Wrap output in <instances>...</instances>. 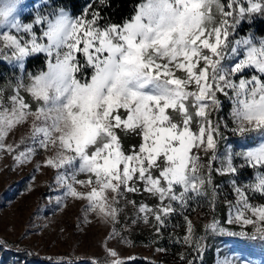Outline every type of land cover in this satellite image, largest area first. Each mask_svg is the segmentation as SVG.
Instances as JSON below:
<instances>
[{
  "label": "snow or ice",
  "instance_id": "6c2138e0",
  "mask_svg": "<svg viewBox=\"0 0 264 264\" xmlns=\"http://www.w3.org/2000/svg\"><path fill=\"white\" fill-rule=\"evenodd\" d=\"M107 4L92 0L79 16L37 11L27 23L16 15L21 0L0 5V62L23 73L28 57L44 54L47 65L0 86V159H11V171L34 165L28 191L51 171L56 208L81 204L78 228L93 218L111 226L103 264H134L108 246H130L117 229L129 206L124 231L142 223L163 239L181 227L173 216L183 219L184 235L173 242L195 256L181 253L182 264L203 261L209 235L264 241V202H252L264 201V142L242 152L227 143L229 134L264 137V37L237 38L245 22L264 17V0H147L122 23L103 17ZM222 98L231 100L230 120L221 118ZM246 169L254 176L240 183ZM216 176L228 178L235 197L222 220ZM205 208L212 219L197 234L191 215ZM216 264L241 262L224 256Z\"/></svg>",
  "mask_w": 264,
  "mask_h": 264
},
{
  "label": "rangeland",
  "instance_id": "374dc122",
  "mask_svg": "<svg viewBox=\"0 0 264 264\" xmlns=\"http://www.w3.org/2000/svg\"><path fill=\"white\" fill-rule=\"evenodd\" d=\"M23 1L26 0H21V3ZM44 2L45 0L26 2L24 4L26 6L19 8L17 18L22 19L25 23L31 22L32 17L40 9L39 5ZM143 3H146V1ZM143 3L138 2L135 11ZM84 8L85 4L82 5L81 9ZM67 11L69 12V10ZM81 11L73 14L69 13L73 16H79ZM135 11L126 20H129L135 14ZM249 34L245 33L239 37L248 36ZM37 35H40V33L37 32ZM43 58L44 67L41 68V71H47L45 55H43ZM7 64L9 69H5V75L8 76L6 82L10 81L14 84L17 77L21 75L27 77L29 74L28 72L21 73L18 68L9 63ZM0 68H2V64H0ZM31 74L37 73L32 72ZM251 74L249 72L247 76L250 77ZM9 76L10 79H7ZM0 83L3 84V81L0 80ZM1 84L0 86H2ZM222 101L221 118L230 120L231 100L222 98ZM19 136L20 133H17L16 139H19ZM241 139L238 136L229 134L227 143L235 151L242 152L235 147ZM248 139L251 138L248 137ZM262 142H264V137L244 147L243 151L257 147ZM128 143V141L125 142V145L127 146ZM37 159H42V157H37ZM11 164L12 161L7 156L0 159V244L6 242V246L0 247V264H48L49 258L53 261L63 258L66 264L68 261H71V264H89V261L94 258L103 264L105 259L103 242L110 232L111 226L101 224L93 218L91 225L83 229L78 228L77 224L80 221L77 217L82 215L80 211L81 204L69 201L70 206L63 212L56 208L54 197L59 193L47 187L53 175L51 171L47 172L46 175L39 174L32 191H28V185L32 183L30 176L34 165L11 171ZM253 176L254 171L252 169L241 170L239 182L247 183ZM214 182L219 185L218 190L220 192L215 215L216 219L221 220L217 206L220 205L223 208L222 219H224L228 214L225 201L231 200L234 203L235 197L227 177L216 176ZM136 199L138 202L144 199V202L149 205L155 203L152 199L141 197ZM49 200H52V203H49ZM252 202L260 203L264 201L256 198ZM132 211L129 206L121 214L120 224L117 225V229L130 241V246L120 243L118 239L108 241V246L114 248L122 258L132 257L134 258V264H144L145 261H150L153 264H182L179 260L181 253H185L188 259L195 256L191 249L173 242L176 237L184 235V222L179 215L173 216L172 223L174 225L180 224L181 227L166 229L164 238L158 239L153 236L154 230L142 223L130 231H124L123 226L126 222L130 223L127 217L131 215ZM207 211V208H205L191 215L197 234H201L203 225L212 219L210 215H206ZM45 224L48 225L46 229L43 228ZM26 231L28 235L24 236L23 234ZM32 232H39V234L33 235ZM169 236L173 237L172 241L169 240ZM154 239H158V243H152ZM244 240H247V244L244 243ZM205 243L206 251L203 261L197 259L196 264H216L217 258L224 256L239 258L241 264H249L247 256L257 261L261 259L260 250L249 243L247 238L209 235ZM156 247L166 248L167 252L157 253L155 251ZM258 264H264V260Z\"/></svg>",
  "mask_w": 264,
  "mask_h": 264
},
{
  "label": "trees",
  "instance_id": "16d2710c",
  "mask_svg": "<svg viewBox=\"0 0 264 264\" xmlns=\"http://www.w3.org/2000/svg\"><path fill=\"white\" fill-rule=\"evenodd\" d=\"M28 1L31 0L23 1L22 4H25ZM144 1L147 2V0H108L107 6L101 9V13L106 20L115 23H122L124 20L128 19L133 14L137 3L138 2L143 3ZM91 2L92 0H48V7L40 8L39 11L43 13H47L54 8H66L67 10H69L70 13L73 14L81 11L82 5L85 4V7H87V5ZM245 33H251L257 39L260 37H264V17L257 16L251 24L245 22L240 27L237 33V37ZM43 55L44 54H38L35 56L28 57L25 61L24 72H28V73H32V72L38 73V71L40 72L42 70L41 68L44 67ZM0 64H2V68H0V80L3 81V84L1 83L0 84L2 86L12 84L10 81L6 82V77L8 76L5 75V71L9 69L8 64L6 62H0ZM7 79H10V76ZM248 137H250L251 139L249 140ZM248 137L241 139L240 142H237L235 145L236 149L243 151L244 147L262 138V136L258 134H251ZM125 142H127V140ZM217 208L220 211V218L222 220L223 208L220 207V205H218ZM248 242L252 243L253 246L259 249L260 250L259 253L261 254L260 261L254 260L253 258H248L247 256V259L249 260V264L262 263V260H264V245H263L264 241L248 239ZM244 243L247 244V240ZM144 264H153V263H151L150 261H145Z\"/></svg>",
  "mask_w": 264,
  "mask_h": 264
},
{
  "label": "clouds",
  "instance_id": "9594fccd",
  "mask_svg": "<svg viewBox=\"0 0 264 264\" xmlns=\"http://www.w3.org/2000/svg\"><path fill=\"white\" fill-rule=\"evenodd\" d=\"M7 2V0H0V5H3V4H5ZM18 10L19 9H17V13H16V15L18 14Z\"/></svg>",
  "mask_w": 264,
  "mask_h": 264
}]
</instances>
